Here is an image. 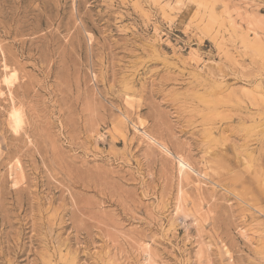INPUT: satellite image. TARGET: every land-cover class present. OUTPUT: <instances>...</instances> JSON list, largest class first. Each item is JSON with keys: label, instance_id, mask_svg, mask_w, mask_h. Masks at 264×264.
I'll use <instances>...</instances> for the list:
<instances>
[{"label": "rangeland", "instance_id": "rangeland-1", "mask_svg": "<svg viewBox=\"0 0 264 264\" xmlns=\"http://www.w3.org/2000/svg\"><path fill=\"white\" fill-rule=\"evenodd\" d=\"M0 264H264V0H0Z\"/></svg>", "mask_w": 264, "mask_h": 264}, {"label": "bare ground", "instance_id": "bare-ground-1", "mask_svg": "<svg viewBox=\"0 0 264 264\" xmlns=\"http://www.w3.org/2000/svg\"><path fill=\"white\" fill-rule=\"evenodd\" d=\"M14 121H15V124H16L17 127L22 123V117H21V115L18 112H16V114L14 113ZM187 168L192 170L190 165H188L184 161H180V169H181V171L184 170V169H187Z\"/></svg>", "mask_w": 264, "mask_h": 264}]
</instances>
